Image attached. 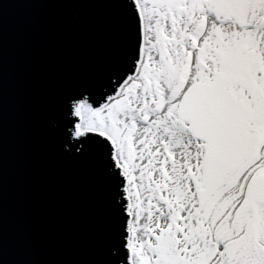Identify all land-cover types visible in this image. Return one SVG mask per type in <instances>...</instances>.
<instances>
[{"label": "snow or ice", "instance_id": "6c2138e0", "mask_svg": "<svg viewBox=\"0 0 264 264\" xmlns=\"http://www.w3.org/2000/svg\"><path fill=\"white\" fill-rule=\"evenodd\" d=\"M109 2L127 54L64 136L113 186V264H264V0Z\"/></svg>", "mask_w": 264, "mask_h": 264}, {"label": "water", "instance_id": "95a60500", "mask_svg": "<svg viewBox=\"0 0 264 264\" xmlns=\"http://www.w3.org/2000/svg\"><path fill=\"white\" fill-rule=\"evenodd\" d=\"M0 264H113V186L65 139L71 98L113 83L129 44L109 0H0Z\"/></svg>", "mask_w": 264, "mask_h": 264}]
</instances>
